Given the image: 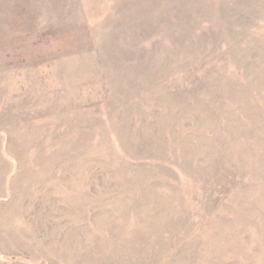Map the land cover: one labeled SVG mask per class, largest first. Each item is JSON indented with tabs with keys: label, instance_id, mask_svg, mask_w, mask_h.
I'll list each match as a JSON object with an SVG mask.
<instances>
[{
	"label": "rangeland",
	"instance_id": "1",
	"mask_svg": "<svg viewBox=\"0 0 264 264\" xmlns=\"http://www.w3.org/2000/svg\"><path fill=\"white\" fill-rule=\"evenodd\" d=\"M0 264H264V0H0Z\"/></svg>",
	"mask_w": 264,
	"mask_h": 264
}]
</instances>
